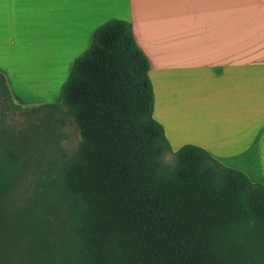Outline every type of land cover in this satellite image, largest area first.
<instances>
[{
  "label": "trees",
  "instance_id": "obj_1",
  "mask_svg": "<svg viewBox=\"0 0 264 264\" xmlns=\"http://www.w3.org/2000/svg\"><path fill=\"white\" fill-rule=\"evenodd\" d=\"M149 67L131 23L112 19L74 59L59 102L16 105L0 73L12 108L51 109L45 132L0 127V264H264V184L193 144L163 161ZM65 112L76 152L17 207L29 153Z\"/></svg>",
  "mask_w": 264,
  "mask_h": 264
},
{
  "label": "crops",
  "instance_id": "obj_2",
  "mask_svg": "<svg viewBox=\"0 0 264 264\" xmlns=\"http://www.w3.org/2000/svg\"><path fill=\"white\" fill-rule=\"evenodd\" d=\"M112 19L131 23L149 60L153 116L171 151L200 146L264 184V0H0V73L13 103L59 102L74 59Z\"/></svg>",
  "mask_w": 264,
  "mask_h": 264
},
{
  "label": "rangeland",
  "instance_id": "obj_3",
  "mask_svg": "<svg viewBox=\"0 0 264 264\" xmlns=\"http://www.w3.org/2000/svg\"><path fill=\"white\" fill-rule=\"evenodd\" d=\"M66 68L67 67L65 66H58L56 76H52L51 83L53 87H56L58 90L65 78ZM26 70L27 72L32 71L28 68ZM32 73L33 74L30 73L27 75L24 83L27 88H33L37 84L32 80V77L35 74L34 72ZM53 87L52 93L43 91L42 94H45V96L52 95L54 92ZM47 90H49V86L47 87ZM53 100L54 99H50L49 101ZM48 110L51 109L47 107L35 110L14 109L9 105V101L7 99L0 98V127L10 131L13 136L19 135V132L23 130L31 131V129H34L45 132L43 118L45 112ZM58 115L59 114L56 113V116ZM53 123L55 124L57 135H52L50 138L48 137V141L44 140L43 137H40L38 144L35 145L33 150L29 153L30 160L34 163V165H30L24 172L23 180L17 185L11 196L13 203L17 207L24 205V201H22V199L23 197H28L30 192H33L36 180L42 178L44 175L52 177L56 176L58 174V164L76 152L80 141V135L72 114L65 112L62 115V122L54 120ZM173 153L174 152L169 151L163 156V161L166 164L171 165L173 163ZM38 188H41L40 185Z\"/></svg>",
  "mask_w": 264,
  "mask_h": 264
}]
</instances>
